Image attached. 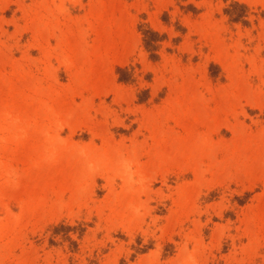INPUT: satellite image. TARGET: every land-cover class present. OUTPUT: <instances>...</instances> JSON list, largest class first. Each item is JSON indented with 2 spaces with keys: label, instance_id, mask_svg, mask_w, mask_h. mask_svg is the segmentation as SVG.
I'll return each instance as SVG.
<instances>
[{
  "label": "rangeland",
  "instance_id": "374dc122",
  "mask_svg": "<svg viewBox=\"0 0 264 264\" xmlns=\"http://www.w3.org/2000/svg\"><path fill=\"white\" fill-rule=\"evenodd\" d=\"M0 264H264V0H0Z\"/></svg>",
  "mask_w": 264,
  "mask_h": 264
}]
</instances>
